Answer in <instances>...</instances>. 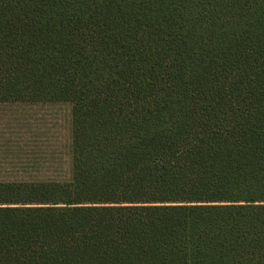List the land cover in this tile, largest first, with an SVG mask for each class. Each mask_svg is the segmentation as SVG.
<instances>
[{
  "label": "trees",
  "instance_id": "1",
  "mask_svg": "<svg viewBox=\"0 0 264 264\" xmlns=\"http://www.w3.org/2000/svg\"><path fill=\"white\" fill-rule=\"evenodd\" d=\"M0 104L71 116L0 264H264V0H0Z\"/></svg>",
  "mask_w": 264,
  "mask_h": 264
},
{
  "label": "rangeland",
  "instance_id": "2",
  "mask_svg": "<svg viewBox=\"0 0 264 264\" xmlns=\"http://www.w3.org/2000/svg\"><path fill=\"white\" fill-rule=\"evenodd\" d=\"M68 104H0V179L68 175Z\"/></svg>",
  "mask_w": 264,
  "mask_h": 264
}]
</instances>
